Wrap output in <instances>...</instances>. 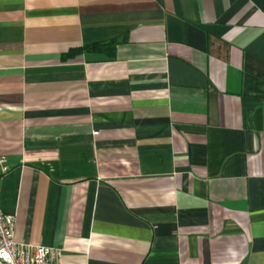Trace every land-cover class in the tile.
<instances>
[{"label":"crops","instance_id":"1","mask_svg":"<svg viewBox=\"0 0 264 264\" xmlns=\"http://www.w3.org/2000/svg\"><path fill=\"white\" fill-rule=\"evenodd\" d=\"M0 155L63 264H264V0H0Z\"/></svg>","mask_w":264,"mask_h":264},{"label":"built area","instance_id":"2","mask_svg":"<svg viewBox=\"0 0 264 264\" xmlns=\"http://www.w3.org/2000/svg\"><path fill=\"white\" fill-rule=\"evenodd\" d=\"M9 169L7 157L0 155V178ZM14 224L15 215L0 208V264H63L54 247L14 241Z\"/></svg>","mask_w":264,"mask_h":264}]
</instances>
